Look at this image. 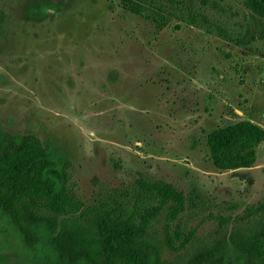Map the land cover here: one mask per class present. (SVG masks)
<instances>
[{
  "label": "rangeland",
  "instance_id": "374dc122",
  "mask_svg": "<svg viewBox=\"0 0 264 264\" xmlns=\"http://www.w3.org/2000/svg\"><path fill=\"white\" fill-rule=\"evenodd\" d=\"M213 2L211 16L242 43L176 21L156 33L120 0H0V130L63 149L69 186L87 205L145 178L188 196L172 230L205 238L249 205L264 213V142L250 167L222 169L207 140L241 121L264 128V18L250 0ZM164 218L155 221L161 240ZM40 257L0 220V264Z\"/></svg>",
  "mask_w": 264,
  "mask_h": 264
},
{
  "label": "trees",
  "instance_id": "16d2710c",
  "mask_svg": "<svg viewBox=\"0 0 264 264\" xmlns=\"http://www.w3.org/2000/svg\"><path fill=\"white\" fill-rule=\"evenodd\" d=\"M120 2L126 11L152 22L156 33L176 21L178 28L187 24L243 42L211 16L218 7L213 2L210 8L211 0ZM248 6L253 16L264 18V0H250ZM6 18L0 9V30ZM258 38L264 41V28ZM207 140L217 167H250L264 142V128L241 121L212 130ZM71 166L53 141L0 130V220L14 228L26 248L39 251V264H264L263 207L249 205L236 225L229 227L231 218H226L213 235L200 238L195 230L170 228L189 202L174 186L141 178L133 187L112 189L87 205L69 186ZM161 215L163 240L155 229ZM166 247L185 252L170 261L163 256Z\"/></svg>",
  "mask_w": 264,
  "mask_h": 264
}]
</instances>
